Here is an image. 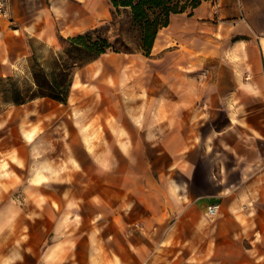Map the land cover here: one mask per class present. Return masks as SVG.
<instances>
[{
  "label": "crops",
  "instance_id": "0c3cea01",
  "mask_svg": "<svg viewBox=\"0 0 264 264\" xmlns=\"http://www.w3.org/2000/svg\"><path fill=\"white\" fill-rule=\"evenodd\" d=\"M8 8L0 76L27 68L29 38L111 16L109 0ZM0 264H264V0H202L148 55L76 69L64 102L0 109Z\"/></svg>",
  "mask_w": 264,
  "mask_h": 264
},
{
  "label": "trees",
  "instance_id": "16d2710c",
  "mask_svg": "<svg viewBox=\"0 0 264 264\" xmlns=\"http://www.w3.org/2000/svg\"><path fill=\"white\" fill-rule=\"evenodd\" d=\"M111 4L108 35L101 27H93L72 35L58 36L60 50L48 64H30L28 83L20 84L12 75L0 76V93L7 103L21 104L36 97L64 102L76 69L105 52L150 53L158 30L166 26L171 13H191L202 0H109ZM30 45V39H29Z\"/></svg>",
  "mask_w": 264,
  "mask_h": 264
},
{
  "label": "rangeland",
  "instance_id": "374dc122",
  "mask_svg": "<svg viewBox=\"0 0 264 264\" xmlns=\"http://www.w3.org/2000/svg\"><path fill=\"white\" fill-rule=\"evenodd\" d=\"M111 16L104 22L99 23L96 27H101L104 29L106 34H112L113 28L110 25ZM30 39V53L29 57L31 59L30 64L35 65L37 62L47 65L49 58L52 54L58 53L61 46L60 42L57 39V42L52 46L45 45L42 41L32 37ZM28 65V64H27ZM13 79H16L18 83L25 84L29 82L30 74H29V68H25L23 71H20L17 74L12 75ZM2 81L0 82V89L2 88ZM8 103L2 98V95L0 93V109L4 108ZM216 121V120H215ZM224 119H220V123H223ZM210 124H205L204 130L208 127ZM214 127H218V123L215 124ZM212 128V127H211Z\"/></svg>",
  "mask_w": 264,
  "mask_h": 264
},
{
  "label": "built area",
  "instance_id": "2783aa9c",
  "mask_svg": "<svg viewBox=\"0 0 264 264\" xmlns=\"http://www.w3.org/2000/svg\"><path fill=\"white\" fill-rule=\"evenodd\" d=\"M8 0H0V18L8 16ZM217 204H208L206 212L209 216H212L216 210Z\"/></svg>",
  "mask_w": 264,
  "mask_h": 264
}]
</instances>
